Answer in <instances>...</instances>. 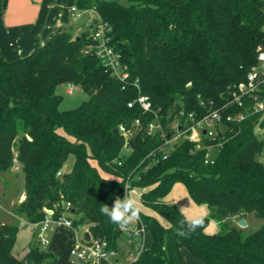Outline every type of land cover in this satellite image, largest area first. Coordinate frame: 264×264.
Segmentation results:
<instances>
[{"label": "trees", "instance_id": "16d2710c", "mask_svg": "<svg viewBox=\"0 0 264 264\" xmlns=\"http://www.w3.org/2000/svg\"><path fill=\"white\" fill-rule=\"evenodd\" d=\"M6 1L0 0V11ZM74 6L94 16L78 36L70 28L26 56L6 60L0 54V174L17 166L25 195L12 213L36 226L45 209L56 217L69 203L73 228L84 227L117 248L122 235L100 209L127 195L128 183L129 191L142 190V207L167 224L141 213L147 249L133 264H183L181 249L203 264H264V165L257 160L264 138L255 134L264 130V118L229 123L213 165H205L204 152L187 141L165 160L161 152L173 123L184 122L181 111L203 117L210 102L221 105L220 95L256 65L264 47V0H74ZM99 24L126 66L123 80L91 50ZM61 86L80 89L86 99L60 111ZM140 96L149 111L136 104ZM150 123L156 125L151 132ZM70 155L73 167L64 173ZM176 183L208 210L203 227L187 237L177 235L183 214L163 202ZM248 215L261 226L244 235L232 222ZM209 221L218 224L215 234L205 233ZM16 232L0 225V264H56L39 241L17 259Z\"/></svg>", "mask_w": 264, "mask_h": 264}, {"label": "built area", "instance_id": "2783aa9c", "mask_svg": "<svg viewBox=\"0 0 264 264\" xmlns=\"http://www.w3.org/2000/svg\"><path fill=\"white\" fill-rule=\"evenodd\" d=\"M70 13L73 22L82 18L84 14V12H79L74 5L70 7ZM105 27L104 24H99L91 33V39L94 42L91 50L100 65L109 69L113 76L123 80L127 77L126 66L121 61L120 53L109 45L110 38L106 36V32L109 30ZM219 99L222 104L216 106L215 102H210L209 105L212 109L201 118H197L194 113L185 114L183 111L179 113V117L184 118V122L173 123L174 132L165 139L161 148L163 160L167 159L178 142L187 141L194 144L196 150L204 152L203 163L205 165H213L225 142L229 123L239 125L247 119L257 116L258 124L264 118V51L258 50L256 65L247 73L245 81L228 87ZM133 104L129 103L128 107H132ZM136 104L145 112L151 108L148 99L144 96L138 97ZM200 105L204 106V103L200 102ZM134 125H139L138 120H135ZM155 127L154 123H150L148 125L149 132ZM118 131L126 137L125 127L119 126ZM13 170L19 171L17 166ZM61 174L62 172H58L57 176H61ZM108 178L119 181L115 177L108 176ZM128 188V183H125L124 190L127 195L133 190L129 191ZM69 208L70 204L66 203L63 212L56 217L53 210H44L43 219L36 225L39 228L38 241L40 245L46 246L48 244L47 233L52 232L58 225H63L75 232L80 229L83 231L76 237L71 252L76 264H79V260L82 261L81 264H133L147 249V232L140 219L134 221L127 230L117 226L122 240L118 242L117 248H112L106 240L92 238L90 235L89 240L85 241L86 229L84 227L73 228L71 220L66 218Z\"/></svg>", "mask_w": 264, "mask_h": 264}, {"label": "rangeland", "instance_id": "374dc122", "mask_svg": "<svg viewBox=\"0 0 264 264\" xmlns=\"http://www.w3.org/2000/svg\"><path fill=\"white\" fill-rule=\"evenodd\" d=\"M70 1L72 4H74V0H70ZM104 1H112V0H104ZM115 1L119 3H123V0H115ZM92 20H93V15H91L90 13L87 14L84 13L82 18H80L77 21H74V26L71 28V34L74 37L78 36L81 32L80 28H87V26L90 24V22H92ZM67 91H69V93H67ZM56 92L58 95L62 97V100L58 107L60 111L73 110L77 108L86 99V95L80 89L71 86H61L57 89ZM255 134L259 139L264 138V130L257 129ZM257 160L264 165V147L262 152L257 156ZM73 163H74V157L70 155L62 167V171L66 173L70 172L73 167ZM22 191H23V178L19 171L11 170L10 172H5L0 174V223L2 221H6L10 225H13L17 228L16 242L12 250V254L19 260H21L24 257L22 253L25 249H27L28 245L35 243L36 241H38L39 238L38 227L32 226L27 221V219H22V220L18 219L16 215L12 213V206L17 202L18 197ZM168 200L176 201L177 203L187 202V204H193L191 205L192 208H195V210L202 211L205 217L208 216L207 209L203 205H197L191 200L185 186L182 183L172 188L171 191L165 196L164 198L165 203ZM138 204L141 213L148 215V213H146L141 207L139 203V198H138ZM237 220H238L237 218L233 219L232 223L238 227ZM157 221L159 222V219H157ZM163 223L164 225H167L165 222ZM260 226H261V221L255 219L252 216V218L249 220L248 225L245 228H240V227L238 228L242 229L244 235H249L255 232L257 229H259ZM218 228L217 225L213 223V221H209L205 230L212 234H215ZM82 232H83L82 229L76 231L78 235H81ZM73 239H74V234L71 231L59 227L55 232L47 233L48 244L46 246L40 245V248L55 256L56 264H76L74 262V257L72 256V254H70L67 257V255L63 253L65 247L70 243L72 244ZM147 244L148 247H150L151 245L150 236L147 238ZM52 247H55L59 254L53 253Z\"/></svg>", "mask_w": 264, "mask_h": 264}, {"label": "crops", "instance_id": "0c3cea01", "mask_svg": "<svg viewBox=\"0 0 264 264\" xmlns=\"http://www.w3.org/2000/svg\"><path fill=\"white\" fill-rule=\"evenodd\" d=\"M73 5L74 4H72L70 0H7L0 11V54L6 60H14L26 56L35 48L42 45L55 33L63 30H70V28L74 26L70 13V7ZM105 178H108V176ZM176 185H180V183L174 184L172 188ZM133 193L138 194L140 203V194L142 193V190L133 189L128 195H132ZM24 197L25 195L22 191L17 202L13 204V206L23 201ZM164 198L163 202L165 203ZM185 203H177L172 200L166 201V204L177 205V208L186 220L194 213H202V211L192 208L191 205L193 204H187V202ZM180 205H183V207H180ZM142 208L146 213H148V215L150 214L149 216L159 219L162 226L167 227V225H164V221H162V219L156 216L153 212L144 207ZM17 218L21 220L26 219L24 217ZM251 218L252 215L245 217L244 221L246 222V226ZM213 223H215L218 228V224L214 221ZM4 224L10 225L6 221H2L0 223V225ZM59 227L65 228L74 234L72 244H68L63 251V253L68 257L72 252L73 243L75 242L78 234L74 230L66 228L63 225H58L52 232H55ZM205 233L212 234L206 230ZM25 252L26 249L23 251L22 255H24ZM52 252L59 254L55 247H52ZM180 254L183 264H203L195 260L186 249H181Z\"/></svg>", "mask_w": 264, "mask_h": 264}, {"label": "clouds", "instance_id": "9594fccd", "mask_svg": "<svg viewBox=\"0 0 264 264\" xmlns=\"http://www.w3.org/2000/svg\"><path fill=\"white\" fill-rule=\"evenodd\" d=\"M180 207H183V205H180ZM100 212L102 215L106 216L111 223L123 230H127L134 221H139L140 219L141 210L138 204V194H124L122 199L116 197L111 206L104 204ZM204 223L205 216L202 213H194L189 219L180 221L177 235L187 237L198 228L203 227Z\"/></svg>", "mask_w": 264, "mask_h": 264}, {"label": "water", "instance_id": "95a60500", "mask_svg": "<svg viewBox=\"0 0 264 264\" xmlns=\"http://www.w3.org/2000/svg\"><path fill=\"white\" fill-rule=\"evenodd\" d=\"M262 51H264V47L261 48ZM238 227L240 228H245L246 227V222L244 221V219H241L238 221L237 223ZM84 240L88 241L89 240V234L87 232L84 233ZM82 261L79 260V264H81Z\"/></svg>", "mask_w": 264, "mask_h": 264}]
</instances>
